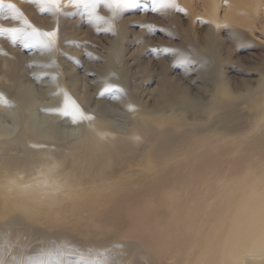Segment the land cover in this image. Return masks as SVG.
<instances>
[{
	"label": "bare ground",
	"instance_id": "bare-ground-1",
	"mask_svg": "<svg viewBox=\"0 0 264 264\" xmlns=\"http://www.w3.org/2000/svg\"><path fill=\"white\" fill-rule=\"evenodd\" d=\"M69 2L0 8V264H264V0H174L161 56L101 2L79 50ZM71 102L91 119L38 121Z\"/></svg>",
	"mask_w": 264,
	"mask_h": 264
},
{
	"label": "rangeland",
	"instance_id": "rangeland-1",
	"mask_svg": "<svg viewBox=\"0 0 264 264\" xmlns=\"http://www.w3.org/2000/svg\"><path fill=\"white\" fill-rule=\"evenodd\" d=\"M26 1L29 4L33 5L32 7L34 8L35 11L38 12L41 19H44L46 21H48L50 19V14L41 6H39V5L37 6L35 4V2L41 3V1H38V0H26ZM150 1H152V2H150ZM150 1L148 0V3H145L146 5H143V3H142L138 6H131V7L126 8L124 10L125 12L123 13V17L129 19L127 22V26H128V29L131 30L133 33L132 36L130 37V41L133 40L132 43H133V46L135 48L140 46V45H144L146 43V41L144 40L143 36L147 37V35H149L152 32V34H154V36H153L154 42H151V44H152L151 46H148V47L146 46L147 48L150 47L149 50L154 51L157 56H161V54L164 53L165 51H171L175 54V50L172 49L171 46H172V44L178 45L181 42V40L175 36L171 37L170 34L164 32L162 30V28L157 24L159 21H162V20H164L165 23L167 21L164 19V14L162 13V8H160L158 4H155L154 0H150ZM101 5H99V7H102ZM66 7H81L80 12L74 14L73 18L70 17V19H69L71 21L75 20V21L80 23L78 28H75V30L73 31V34H75L77 36V39L79 40V44H78L79 50L90 48L91 43H94L92 41V38H94V36H96V35L98 36V38L102 42L104 41L105 36L110 35L109 32L104 30L102 27H100V28H94L92 26L90 27V24H89L90 16L87 13L88 8L85 9V7L83 5L77 6L73 2V0H70L69 5ZM173 9H174L173 12L175 14L180 15L181 18L183 19V21L187 22L188 19L186 18V12H187L186 8L182 9L183 11H180L181 9L178 8V5L177 6L174 5ZM25 15H26L25 17L27 18V23L29 24L28 26H33V28H37L38 29L37 32H39V33H47L45 30L38 28L37 25L31 24L33 22L31 21L30 17L27 14H25ZM7 20H8L7 15L3 11H0V30H1V28H4V27L7 28L8 27V26H6ZM87 32H88V35H87ZM0 40H4V36L0 35ZM134 40H135V42H134ZM14 46L17 47L18 44L16 43ZM22 48H24V46H22ZM51 48H53V47H51ZM0 50L4 51L3 46L0 47ZM25 55L28 56V53L26 52ZM138 55H140L139 52H136L133 54L134 57H136ZM169 59H170V61H167L168 65L175 64L174 66L183 68L179 64V60H178V58L176 59L175 55H172L171 57H169ZM72 63L77 68L82 69V70L84 69L83 71L87 73V76H92L94 73L98 72V68H99V65L101 62H100V59L96 55L93 54L91 49H89V50H87V52H85L82 55L81 59L73 60ZM157 66H159V64ZM27 67L29 68L30 65H28ZM180 74L182 75V73H180ZM186 77H188V76H186ZM35 82H37V81H35ZM196 83H199V82H195V84ZM103 99L107 100L111 104L117 106V103L113 97L105 96ZM0 117L2 119L6 120V118L3 115H0ZM44 117L48 118L49 120H51V122H53L56 125L63 127V128H72L74 126L72 124L73 123L72 120L69 117H67L65 115L54 114L48 110L41 108V110L39 111L38 121L41 123L44 122Z\"/></svg>",
	"mask_w": 264,
	"mask_h": 264
},
{
	"label": "snow or ice",
	"instance_id": "snow-or-ice-1",
	"mask_svg": "<svg viewBox=\"0 0 264 264\" xmlns=\"http://www.w3.org/2000/svg\"><path fill=\"white\" fill-rule=\"evenodd\" d=\"M73 2L77 6L83 5L85 8L91 9L92 14L95 16L96 20H103V17L95 15L97 2H101V3L105 4L109 9H112L114 11H119L121 9L131 7L134 4L135 0H73ZM154 2L156 4H158L160 8L174 6V0H154ZM41 3L45 4V5L52 6V7H58L60 4V0H41ZM2 7H7L8 9H10L15 14L14 18H19V12L16 9L15 5H13V4L5 5L4 0H0V8H2ZM180 11H183V10L181 9ZM108 30L110 31L111 29H108ZM35 35L37 36L38 39L41 36L51 38V37H54L56 35V33L55 32H51V33L36 32ZM65 107H66V111L63 114L66 116L71 115L74 121L77 118L91 119V117H85L83 115L82 111L79 109V107L77 105H75L74 102H71L70 105L66 103Z\"/></svg>",
	"mask_w": 264,
	"mask_h": 264
}]
</instances>
